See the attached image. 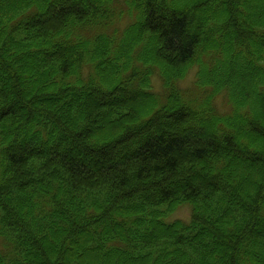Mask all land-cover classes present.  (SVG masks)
Listing matches in <instances>:
<instances>
[{
    "label": "trees",
    "instance_id": "1",
    "mask_svg": "<svg viewBox=\"0 0 264 264\" xmlns=\"http://www.w3.org/2000/svg\"><path fill=\"white\" fill-rule=\"evenodd\" d=\"M0 264H264V0H0Z\"/></svg>",
    "mask_w": 264,
    "mask_h": 264
},
{
    "label": "rangeland",
    "instance_id": "2",
    "mask_svg": "<svg viewBox=\"0 0 264 264\" xmlns=\"http://www.w3.org/2000/svg\"><path fill=\"white\" fill-rule=\"evenodd\" d=\"M195 68L196 67L194 66L192 69H190L189 72L186 74V76L181 80V84L183 86H187V85L191 84L193 77H194ZM154 82H155V85L157 87H159L160 82H159L158 78H155ZM217 102H218V104L223 106L224 103H223V100L221 98V95H219L217 97ZM189 212H190V207L187 204H183V205L179 206L176 210H174V212L172 213V216L170 218L175 217V216L182 217V218H188Z\"/></svg>",
    "mask_w": 264,
    "mask_h": 264
}]
</instances>
